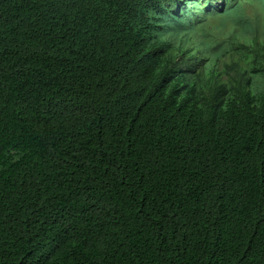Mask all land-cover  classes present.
<instances>
[{"label": "trees", "instance_id": "16d2710c", "mask_svg": "<svg viewBox=\"0 0 264 264\" xmlns=\"http://www.w3.org/2000/svg\"><path fill=\"white\" fill-rule=\"evenodd\" d=\"M259 4L0 0V264H264Z\"/></svg>", "mask_w": 264, "mask_h": 264}, {"label": "rangeland", "instance_id": "374dc122", "mask_svg": "<svg viewBox=\"0 0 264 264\" xmlns=\"http://www.w3.org/2000/svg\"><path fill=\"white\" fill-rule=\"evenodd\" d=\"M259 8L261 9V10H263L264 9V6L262 5V4H259ZM258 8V9H259ZM257 9V10H258ZM259 9V10H260ZM247 14L249 15V16H251V15H253V10H252V8H251V6H249L248 7V9H247ZM256 14V13H255ZM262 21V20H261ZM263 23V22H262ZM264 24V23H263ZM253 83L251 84V87H250V89H251V92L252 93H256V91H257V88H260V86L258 85V83L262 80V77L260 76V75H255V76H253Z\"/></svg>", "mask_w": 264, "mask_h": 264}]
</instances>
